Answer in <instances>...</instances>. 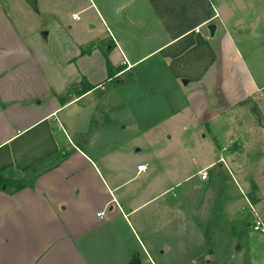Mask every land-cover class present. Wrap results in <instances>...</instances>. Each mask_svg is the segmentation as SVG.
Returning <instances> with one entry per match:
<instances>
[{
	"label": "crops",
	"instance_id": "crops-1",
	"mask_svg": "<svg viewBox=\"0 0 264 264\" xmlns=\"http://www.w3.org/2000/svg\"><path fill=\"white\" fill-rule=\"evenodd\" d=\"M216 9L212 0H37L36 9L0 0V172L34 177L0 190V264H92L96 239L106 234L109 247L110 223L136 219L165 192L130 187L145 179L143 162L126 178L104 174L88 154L96 141L75 139L87 131L71 115L97 110L109 66L144 87H180L186 106L171 118L190 119L184 131H204L213 104L232 107L264 88L240 50V27ZM257 232L235 243V264H264Z\"/></svg>",
	"mask_w": 264,
	"mask_h": 264
},
{
	"label": "rangeland",
	"instance_id": "rangeland-1",
	"mask_svg": "<svg viewBox=\"0 0 264 264\" xmlns=\"http://www.w3.org/2000/svg\"><path fill=\"white\" fill-rule=\"evenodd\" d=\"M212 2L240 27V50L264 85V0ZM139 80L113 75L95 94L99 103L87 111L89 119L71 115L87 131L76 141H96L88 154L101 161L104 174L126 178L143 162L145 179L130 187L147 190L148 198L165 191L136 219L110 223L109 247L100 243L106 234L97 238L92 264H235V243L250 239L257 219L264 222V88L232 107L213 104L204 131H184L190 119L171 118L186 106L183 90L144 87ZM204 169L210 177L201 182Z\"/></svg>",
	"mask_w": 264,
	"mask_h": 264
},
{
	"label": "trees",
	"instance_id": "trees-1",
	"mask_svg": "<svg viewBox=\"0 0 264 264\" xmlns=\"http://www.w3.org/2000/svg\"><path fill=\"white\" fill-rule=\"evenodd\" d=\"M109 76L114 75V70L111 66L108 68ZM81 87L83 92H88L92 89L90 85H87L85 81L81 82ZM34 177L30 175H17L16 177L9 176L6 171L0 172V190L6 186L12 191L21 190L27 186H31Z\"/></svg>",
	"mask_w": 264,
	"mask_h": 264
},
{
	"label": "built area",
	"instance_id": "built-area-1",
	"mask_svg": "<svg viewBox=\"0 0 264 264\" xmlns=\"http://www.w3.org/2000/svg\"><path fill=\"white\" fill-rule=\"evenodd\" d=\"M74 19H79L78 15H74ZM221 160H223V159H221ZM137 170L139 172H146L147 171V165L141 164L137 167ZM198 176L202 181H207L210 177L209 169L201 170L198 173ZM100 216H102V215H100ZM252 225H253V229L255 231L264 232V222L261 219H257Z\"/></svg>",
	"mask_w": 264,
	"mask_h": 264
},
{
	"label": "water",
	"instance_id": "water-1",
	"mask_svg": "<svg viewBox=\"0 0 264 264\" xmlns=\"http://www.w3.org/2000/svg\"><path fill=\"white\" fill-rule=\"evenodd\" d=\"M26 1L30 4L32 8L34 9L37 8V0H26ZM207 29H208V32L210 33V36L214 37L216 33V29H217L216 24L214 23L209 24ZM184 83H186V81H184ZM3 189H5V186L3 187ZM133 264H140V262L136 260Z\"/></svg>",
	"mask_w": 264,
	"mask_h": 264
}]
</instances>
